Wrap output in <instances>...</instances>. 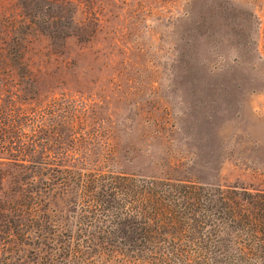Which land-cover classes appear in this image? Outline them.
<instances>
[{
    "label": "rangeland",
    "instance_id": "rangeland-1",
    "mask_svg": "<svg viewBox=\"0 0 264 264\" xmlns=\"http://www.w3.org/2000/svg\"><path fill=\"white\" fill-rule=\"evenodd\" d=\"M63 169L264 191V0H0V206L30 187L79 233L74 179L44 182ZM20 247L0 226V264H34Z\"/></svg>",
    "mask_w": 264,
    "mask_h": 264
},
{
    "label": "trees",
    "instance_id": "trees-1",
    "mask_svg": "<svg viewBox=\"0 0 264 264\" xmlns=\"http://www.w3.org/2000/svg\"><path fill=\"white\" fill-rule=\"evenodd\" d=\"M17 131V155L29 160L39 143L20 138L22 125ZM42 156L39 162L47 163L51 155ZM49 174L44 182L74 179L79 188V233L62 239L45 230L34 217L40 202L30 187L0 206L5 239L35 244L34 264H52L54 244L57 250L79 247L78 264H264L262 190L99 169L74 172L76 177L64 169Z\"/></svg>",
    "mask_w": 264,
    "mask_h": 264
}]
</instances>
